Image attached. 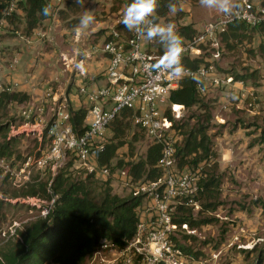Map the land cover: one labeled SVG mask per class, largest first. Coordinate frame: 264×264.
<instances>
[{"label": "rangeland", "instance_id": "374dc122", "mask_svg": "<svg viewBox=\"0 0 264 264\" xmlns=\"http://www.w3.org/2000/svg\"><path fill=\"white\" fill-rule=\"evenodd\" d=\"M129 3L130 0H86L85 7H80L76 5L75 0H49L48 5L52 14L49 20L51 24L48 27L51 28L54 24L58 26V30L52 29V34L56 37L46 36L47 42L43 37L47 45L44 50L54 56L55 60L58 59L56 57L60 51L69 56H73L76 51H94L102 43L103 33ZM198 3L192 0H180L179 7L184 13L179 16L170 15L167 23H173L177 27L188 22L187 16L190 15V11L184 9L190 6L194 7L191 11L195 10L200 14L217 12L205 9ZM85 9L91 11L95 20L80 35L81 38L85 37L86 43L77 46L67 41L73 33L65 31L67 30L65 26L80 20ZM16 13L14 12L2 27L0 41L3 39H8L10 42L21 41L20 35L26 32L23 28L26 23V19H23L25 11L20 8ZM221 15L209 17L205 21L215 20ZM39 27H45L44 23ZM241 34L233 41L231 47H227L224 43L222 54L215 61L218 74L232 75L238 83L235 85L231 83V86H210L204 95V100L211 107L213 119L210 122L212 127L209 133L214 136L219 174L223 175L219 198L222 204L216 211L203 214L206 217L213 216L215 221L197 228V233L191 240L188 241L186 235L179 239L182 245L189 247L194 253L198 252V256L206 259L208 264H264V204L253 203L258 199L264 201V49L261 45L264 38L251 27ZM42 56L38 55L37 59ZM206 56L213 58L210 52H207ZM11 60H14V56H11ZM49 61L52 63L51 60ZM103 72L104 69L100 70L97 76L100 78ZM51 74L52 70L49 69L44 76L50 77ZM69 74H58L56 77L59 80L55 77V82H50L47 87L55 90L61 85L63 90L65 89L62 94L66 96L69 90L78 91L80 77H76L75 73L72 76ZM1 85L6 86L0 82V88ZM201 112L197 107L186 109L181 121L192 125L197 120L196 117L192 118V115ZM4 113V115L0 114V121L12 120L14 128L13 131L12 128L8 132V135L20 134V137L12 147L13 154L0 158V251L10 242L18 239L19 232L27 224L41 216L39 207L35 203L37 199H46V197L41 191L35 196L25 193L33 185L40 186L42 183L48 184L49 188L53 173L51 170L33 166L30 174L26 175L27 173L22 169L29 156L49 146L48 140L40 141L34 125L51 122L55 112L53 103L47 104L42 101L40 104V101L34 102L30 99L24 103H12ZM125 120L130 121V127L126 131V143L112 160L113 172L127 166L126 164L144 159L148 147L152 144L140 126L131 118ZM112 136L113 129L110 127L106 130V141ZM119 160L127 163L120 166ZM75 163H78L75 156L70 154L65 166L71 164L68 170L75 180L84 179L88 174L84 169L74 168ZM190 170L194 172L193 169ZM90 181L98 197L108 186L111 187L113 194L122 197L132 195L131 189L123 185L117 175L112 174L108 178L93 175ZM184 208L187 210L186 207ZM198 212L194 211V216H197ZM108 255L110 256L111 253L108 252ZM99 261V258L91 257L85 264H99Z\"/></svg>", "mask_w": 264, "mask_h": 264}, {"label": "built area", "instance_id": "2783aa9c", "mask_svg": "<svg viewBox=\"0 0 264 264\" xmlns=\"http://www.w3.org/2000/svg\"><path fill=\"white\" fill-rule=\"evenodd\" d=\"M22 1L26 0H7L0 16V31L13 13L19 11ZM235 2L239 8L233 15L222 14L217 19L208 21L193 36L182 37L185 48L182 64L188 70L182 78L173 77L166 72L146 70V65L155 63L163 55L164 46L156 41H146L119 23L124 9L103 33V41L97 46V50L109 59L108 66L101 74L102 85L92 88L84 78L85 62L91 57V52L78 51L70 58L65 54L62 56L66 64H75V70L79 71V77L82 78L78 93L87 102V128L82 134L75 131L68 97L55 91L51 95L55 112L52 121L45 125H34L41 142L46 133L49 146L29 156L22 171L29 175L30 169L36 166L51 170L54 179L72 154L78 162L73 164L74 168L84 169L87 174L96 177L117 175L122 184L131 189L132 196L140 197L137 207L139 222L135 235L121 247L102 239L92 256L100 259L99 264H208L202 256L184 250L179 244V239L184 235L188 237V241L191 240L190 236H195L198 227H191L188 222H177V208L182 205L192 207L193 212L200 211L202 205L197 197L202 187L198 181L199 168L194 172L191 168H178L177 149L183 135L175 127L174 120L169 118L167 111L171 112L175 120H182L186 107L170 102V95L181 86L184 78L194 79L197 90L202 95H206L210 86H231V83H238L232 75L221 76L216 71L215 61L220 58L224 48L223 33L234 22L264 26V6L255 0ZM152 19L162 25L167 24V19L156 18V13ZM178 27L179 25L176 31L179 35ZM207 52L213 58L206 56ZM195 58L205 59V62L197 68L184 65L187 59ZM3 89L10 91V88ZM124 111L130 112L128 118L146 132L152 143L162 147L156 165L162 175L157 179L135 180L128 167L118 168L117 172H113L110 167L99 163L106 147V130ZM57 198L58 195L53 193L50 199H37L35 204L39 207L41 216L48 215ZM108 252L111 253L110 256Z\"/></svg>", "mask_w": 264, "mask_h": 264}, {"label": "trees", "instance_id": "16d2710c", "mask_svg": "<svg viewBox=\"0 0 264 264\" xmlns=\"http://www.w3.org/2000/svg\"><path fill=\"white\" fill-rule=\"evenodd\" d=\"M49 0H26L20 3V8L25 11L26 32L30 33L39 26L42 20L49 16H44L42 9L48 5ZM180 0H173L178 11L177 16L183 14L179 7ZM194 3L199 0H192ZM131 2V0H130ZM169 0H158L156 18L170 16L168 11ZM71 4V3H69ZM264 6V0H261ZM7 5V0H0V16L2 10ZM17 14V13H16ZM79 20L72 22V26L77 25ZM251 27L256 32L261 33L264 38V26H250L243 22L230 24L229 29L223 33V43L231 47L233 41L238 39L241 33ZM179 36L189 38L197 33L194 23L179 24ZM264 49V41L261 43ZM205 59H187L185 66L197 68ZM239 78V76H237ZM30 95L21 91L0 90V114L4 115L12 103H24L30 100ZM197 90L196 82L192 78H184L181 86L170 95V102L185 105L191 110L197 107L202 112L193 114L192 118H197L192 125L182 121H177L168 110L167 115L174 120L176 128L183 131V139L177 149L178 168L200 169L199 185L202 187L198 194L201 202V209L194 216L192 207L187 210L184 206H178L176 221L188 222L191 227H202L205 224L215 221L213 216H203L205 212L216 211L222 204L219 201L223 175L219 174V164L217 162L218 153L215 150L213 134L210 122L213 119L211 107ZM69 110L72 114V123L75 131L82 134L87 124L85 119L88 113L86 107L74 109L69 103ZM130 116L129 111H124L109 126L113 129L112 138L106 142L104 152L99 158L101 166H112V160L117 151L126 143V131L130 127V121L125 120ZM12 120L0 121V158L11 156L12 147L18 141L20 134L8 135L12 128ZM3 137V139H1ZM47 141L46 133L44 140ZM161 145L150 144L146 156L135 163L126 164L124 160H119V165H127L135 180L157 179L162 175L156 165L161 156ZM67 165V164H66ZM62 167L51 182L42 183L40 186L33 185L25 194L39 195V191L50 199L54 194L58 195L54 207L47 216H40L27 224L19 232L20 236L15 241L10 242L0 251V264H85L98 250L101 240L106 239L117 246H124L128 239H131L137 230L139 217L137 207L140 197H122L113 194L110 186L105 187L100 192V197L96 196L90 181L93 174H88L84 179L75 180L68 167ZM30 185V184H29ZM52 186V187H51ZM40 187V188H38ZM52 189V190H51ZM255 205H263L261 199L254 200ZM194 238V235L190 236ZM184 250L192 252L189 247L179 243ZM199 255L198 252L195 253Z\"/></svg>", "mask_w": 264, "mask_h": 264}, {"label": "crops", "instance_id": "0c3cea01", "mask_svg": "<svg viewBox=\"0 0 264 264\" xmlns=\"http://www.w3.org/2000/svg\"><path fill=\"white\" fill-rule=\"evenodd\" d=\"M255 1L261 2V0ZM187 8L183 9L185 11H190V15L187 16L189 19L188 22H185L184 24L194 23L195 28L198 30L203 28V26L207 23L205 20H207L209 17L221 14L219 12H205V14L202 12V14H200V12H195V10L191 11V9L194 8L193 6H190L188 9ZM170 15L174 16L176 13H170ZM49 20L50 16L42 20L41 23H44L45 27L40 28V23L39 26L32 32H25L24 34H21V41L10 42L8 39H3L0 41V82L1 84L6 85L5 87L1 85L0 90L3 88H10V91L25 92L30 95V99L34 100V102L40 101V104H42V101H45L47 104L48 102L52 104L51 95L55 92V90H58V93L62 94L65 89L63 90V86L59 85L57 89L51 90L50 87H47L49 83L52 81L54 83V79L58 74L63 75L65 73H70L69 75L72 76L75 73L76 77H79V71L75 70V64L70 66L66 64L62 58L64 54L69 58L72 56L60 51L56 57L58 59L55 60L54 56H51L49 52L44 50L47 46L45 42L48 41V38L56 37L54 34H52V29L55 31L58 30V26L54 24H52L51 28L48 27L51 24ZM75 26L76 25L72 26L69 24L65 26L67 29L65 31H70L73 33L68 37L67 41L74 43L77 46H82L86 43L84 40L85 37L81 38L80 35H77L74 32ZM25 27L26 23L23 28ZM46 36L48 38H46ZM43 37H45V42ZM77 52L78 51H76L75 54ZM90 52L92 53L91 57L86 60L84 66L86 73V77L84 78L90 87L97 88L103 84L102 78H99L97 74L100 70L106 69L109 64V59L105 54H102L101 51L97 50V48L95 51ZM38 55L43 56L37 59ZM11 56H14L13 61L11 60ZM49 60H51L52 63H50ZM42 62H44V64ZM49 69L52 70L50 77L44 76V74H47ZM56 80H59V78L56 77ZM78 80L79 87L82 78H78ZM68 96L74 109H79L81 107L87 108L86 99L81 96L78 91L72 92L69 90L67 93V97Z\"/></svg>", "mask_w": 264, "mask_h": 264}, {"label": "clouds", "instance_id": "9594fccd", "mask_svg": "<svg viewBox=\"0 0 264 264\" xmlns=\"http://www.w3.org/2000/svg\"><path fill=\"white\" fill-rule=\"evenodd\" d=\"M75 3L77 6L85 7L86 0H75ZM199 3L205 9L214 10L226 16L233 15L239 8L235 0H199ZM157 8L158 0H131L124 8L119 23L146 41H156L164 46L163 55L155 63L146 65V70L156 73L166 72L173 77L182 78L188 71L182 64V56L185 51L182 38L177 34L175 24L162 25L152 19ZM168 11L172 14L178 11L173 0H169ZM42 13L44 16H50L52 14L51 7L44 6ZM94 20L91 11L85 9L74 32L77 35L83 34L84 30L94 23Z\"/></svg>", "mask_w": 264, "mask_h": 264}]
</instances>
